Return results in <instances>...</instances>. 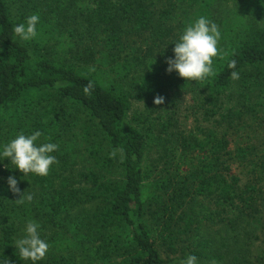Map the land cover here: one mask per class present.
<instances>
[{
  "label": "trees",
  "instance_id": "1",
  "mask_svg": "<svg viewBox=\"0 0 264 264\" xmlns=\"http://www.w3.org/2000/svg\"><path fill=\"white\" fill-rule=\"evenodd\" d=\"M44 1L75 5L82 35L88 23L87 36L57 25L52 16L59 6L49 11L33 0H0V152L19 134L35 131L42 133L38 144L59 145L51 153L58 163L47 176L24 177L10 158L0 159V264H32L20 260L15 246L29 221L39 224L50 246L36 264H80L84 252L90 264H168L166 256L179 246L197 264H264V146L257 151L251 136L240 134L250 138H237L232 148V123L200 134L174 129L175 99L183 97L178 89L194 95L196 108L207 105L206 115L225 108L222 119L244 121L251 97L232 71L256 70L261 97L251 110L264 108V26L244 17L221 24L217 75L186 81L166 70V60L199 17L218 24L217 0ZM257 4L264 13V0ZM32 14L40 17L37 36L23 41L14 27ZM124 19L133 22L135 36L148 34L153 44L130 47ZM161 47L166 52L158 56ZM52 49L65 59L51 56ZM232 60L234 69L228 67ZM89 81L94 90L85 95ZM157 95L163 104L154 103ZM63 100L95 124L97 143L87 139L85 154L80 145L63 142L57 115ZM230 103L237 106L227 108ZM114 148L123 149L122 162L119 153L110 158ZM115 167L120 172L112 178ZM9 176L21 193L33 195L31 202H15L20 194L10 190Z\"/></svg>",
  "mask_w": 264,
  "mask_h": 264
},
{
  "label": "rangeland",
  "instance_id": "2",
  "mask_svg": "<svg viewBox=\"0 0 264 264\" xmlns=\"http://www.w3.org/2000/svg\"><path fill=\"white\" fill-rule=\"evenodd\" d=\"M132 1V0H129ZM151 1V0H150ZM167 4L171 2V0H165ZM34 4H38L39 9L41 10H49L48 6H52L53 8H56L57 6L61 7L59 11H57V14L52 16L53 14L49 13L52 18L56 19L57 25L62 29L72 30V29H78L79 34L83 37H86V31L88 23H84L85 29L83 32V35L81 33V29L83 27L81 18L78 15V10H76L75 5L71 4H49L45 2L44 0H33ZM214 3V1H213ZM258 0H217V4L214 7V20L218 22L219 29L221 28V24H231L236 23V21H239L240 17H244L249 23H253L254 25L258 26H264V13L262 10L258 7ZM166 7V6H165ZM48 13V12H47ZM133 22L128 19L123 20V27L126 31V38L128 40L127 44L130 47L137 48L138 46L143 47V50L148 47L149 42L153 44L154 40H151V37L148 38V34L141 35L140 37L135 36V32L133 31ZM91 42H94L93 39ZM161 49H164V47L157 48L155 50V53L158 56H162ZM165 50V49H164ZM51 56L61 58L62 60L65 59V55L58 54L56 50L53 49L50 52ZM67 60V59H66ZM73 62V61H72ZM76 62V61H75ZM76 64V63H75ZM258 80V74L256 70L249 68L243 71L239 75V79H237V86L241 91L245 93V96L248 95L251 97L250 103H248L246 106L244 105V109H248V113L245 114L244 121H241L237 117L234 119L231 118H223L221 117V114H225L228 112L225 108L221 109V111L216 115H206L204 114L205 108H207V105H203V107L200 109L195 107V97L194 95L190 94L187 90L182 91L181 89H178L180 94L183 95L179 99L176 97L175 101L177 100V109L176 114L174 115V129L175 130H194L196 133L200 134L199 132L202 129H207L208 127L212 126H218L220 129L226 128L230 123L233 124V128L229 129L232 133V144L231 147L234 148L236 146V140L240 134H243L244 136H247L248 134L251 136L254 147L262 151V146H264V108H260L257 112H254L251 110V107L253 106V103L255 104V101H257L260 97V86ZM254 83V84H252ZM239 91V92H241ZM242 93V92H241ZM192 96V97H191ZM245 99V98H244ZM198 102V100H197ZM262 102V100H260ZM223 103V100H222ZM58 117L60 119V122L63 127V142L65 141V144L70 145H80L82 148L79 152L80 154H85L87 150L84 148L88 147L87 139H91L93 143H97L96 139V131L97 129L93 128L95 126L94 122L91 120L90 116H88L86 113H83L80 110L75 109L72 104L66 100L58 102ZM225 105V104H224ZM230 106H237L235 103H230L227 105V108ZM136 105L134 107L137 108ZM225 107V106H224ZM238 107H235L233 109H237ZM216 120V121H215ZM219 120H222V124L217 123ZM225 122V123H224ZM221 126V127H220ZM87 128H90L87 130ZM7 129L2 131L3 138H7ZM176 132V131H174ZM85 133L89 134L90 136L85 135ZM9 137V136H8ZM249 139L250 137H240L238 138V142L242 140ZM96 139V140H95ZM64 144V143H63ZM67 150H71V148H67ZM62 153H64L61 150ZM104 152H108L106 149ZM113 173H111L109 176L113 178H116L117 172L119 173V169L115 167L113 170ZM116 172V173H115ZM246 174V173H244ZM22 231L19 233V238L21 239L24 237V234H26V226H23ZM183 246H179L178 251L175 252V255L171 254V257L166 258L168 260V264H181V261L186 260L185 256L180 253ZM79 262L80 264H90L87 259V252H84L83 254L79 255Z\"/></svg>",
  "mask_w": 264,
  "mask_h": 264
},
{
  "label": "clouds",
  "instance_id": "3",
  "mask_svg": "<svg viewBox=\"0 0 264 264\" xmlns=\"http://www.w3.org/2000/svg\"><path fill=\"white\" fill-rule=\"evenodd\" d=\"M40 17L38 14H32L26 18V23H19L14 27V32L23 41L32 40L37 36V24ZM221 33L218 25L210 21L206 17H199L194 24L189 25L175 42L174 58H167L166 63L169 73L173 70L178 72L181 78L186 81L204 82L209 77L217 75L213 67L214 59L223 58L222 50L219 48ZM228 67L234 69L236 61L229 62ZM231 77L239 79L237 71L231 72ZM61 85H57L60 87ZM94 90V84L89 81L83 88L85 95H91ZM164 97L157 95L154 99L156 105L164 103ZM42 133L35 131L31 135L19 134L15 139L3 146L0 152V159L5 157L10 158L11 164L15 165L23 174L24 177L29 174L39 176L49 175L52 165L57 164L56 156L51 155L57 151L59 145L56 143H40L38 140ZM120 154L121 162L124 159L123 149H112L109 153L110 158L115 159L117 154ZM8 185L13 193H19L20 196L15 202L22 205L27 200H33L32 194L26 196L21 193L18 187V181L15 177H8ZM39 224L34 221H29L26 225V235L16 240L15 246L19 250V257L22 261H32L36 264L37 261L44 259L49 251V244L40 237L38 232ZM2 264H11L6 259ZM181 264H197V257L189 254L186 260L181 261Z\"/></svg>",
  "mask_w": 264,
  "mask_h": 264
}]
</instances>
